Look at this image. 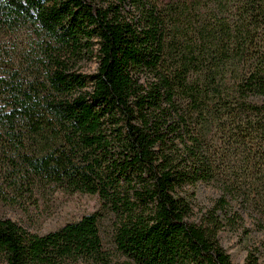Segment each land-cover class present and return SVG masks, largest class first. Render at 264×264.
I'll list each match as a JSON object with an SVG mask.
<instances>
[{
	"label": "trees",
	"instance_id": "16d2710c",
	"mask_svg": "<svg viewBox=\"0 0 264 264\" xmlns=\"http://www.w3.org/2000/svg\"><path fill=\"white\" fill-rule=\"evenodd\" d=\"M21 30L39 54L0 49V150L100 207L45 235L0 219V264H234L224 228L264 236V0H0V37ZM197 184L218 197L192 222Z\"/></svg>",
	"mask_w": 264,
	"mask_h": 264
},
{
	"label": "rangeland",
	"instance_id": "374dc122",
	"mask_svg": "<svg viewBox=\"0 0 264 264\" xmlns=\"http://www.w3.org/2000/svg\"><path fill=\"white\" fill-rule=\"evenodd\" d=\"M188 1V0H162ZM36 38L29 30L0 37V49L3 51H16L21 55L22 69L28 65L32 68L37 62L39 54ZM14 54V53H13ZM97 60L82 62L78 66L79 72L89 75L94 73ZM6 153L0 150V219H9L16 225L32 234L45 235L61 228L63 225L75 222L84 215H89L99 210L100 201L97 196L74 195L69 196L54 186L30 185L28 181L18 176L9 164ZM188 201L192 208L190 221L198 222L201 215L211 208L218 193L211 187L197 184L187 188ZM115 219L107 216L100 221L99 230L103 249L109 253L113 263L118 258L112 247V232ZM252 231L244 235L239 229L231 231L224 228L219 233V242L234 264H243L248 251H252L264 264V236Z\"/></svg>",
	"mask_w": 264,
	"mask_h": 264
}]
</instances>
